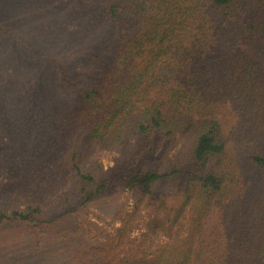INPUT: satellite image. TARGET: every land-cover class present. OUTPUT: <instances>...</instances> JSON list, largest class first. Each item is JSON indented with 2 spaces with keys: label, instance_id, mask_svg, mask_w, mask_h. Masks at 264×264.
Masks as SVG:
<instances>
[{
  "label": "trees",
  "instance_id": "obj_1",
  "mask_svg": "<svg viewBox=\"0 0 264 264\" xmlns=\"http://www.w3.org/2000/svg\"><path fill=\"white\" fill-rule=\"evenodd\" d=\"M14 1L0 0V226L58 230L126 188L119 224L66 264H264V0H40L73 42L32 67L10 37Z\"/></svg>",
  "mask_w": 264,
  "mask_h": 264
},
{
  "label": "rangeland",
  "instance_id": "obj_2",
  "mask_svg": "<svg viewBox=\"0 0 264 264\" xmlns=\"http://www.w3.org/2000/svg\"><path fill=\"white\" fill-rule=\"evenodd\" d=\"M39 1L40 0H15L13 2V19L10 20L8 18L9 24L14 29V31H11L12 36L10 37H13V39L18 42L19 49H24L27 52L29 51L31 67L37 63L36 60H41L40 64H42L43 61L40 58L44 59V57H47L49 54L56 55L55 58L57 60L61 59L67 42H73L72 38L64 37L65 34L62 36L57 31H52V26L47 23V18H45L51 6L47 4L42 5ZM54 3L61 4V1L53 0V4ZM70 5V3H67L64 7H70ZM52 7L54 8L55 6ZM40 8L41 10H37ZM42 27L45 29H42ZM66 28L72 31L76 29V24L71 21L66 24ZM1 33L3 34V32ZM1 37H3L5 41V34ZM73 47H76V45L74 44ZM33 51L38 54L41 53L43 56L39 57L34 55ZM248 52L249 49L244 44L238 43L235 53ZM47 65L49 68L55 66L54 63L48 64V62ZM12 71L13 69L7 70L4 68L2 71L4 75L3 79L5 80ZM32 72L38 74L39 70L33 68ZM32 74L34 75V73ZM44 78L48 79L44 76L42 78L43 81L46 80ZM64 94L66 95L64 89H60V92L57 93V97ZM159 95L160 89L154 90L149 99L153 100L159 97ZM54 96L56 95L54 94ZM3 140L4 138L1 134L0 142L2 143ZM118 155V148L106 149L99 153V158L103 162L104 168L107 169L115 164ZM41 164V158L36 159L31 165V172H37L39 165L42 166ZM6 180L7 171L0 168V183H6ZM122 202H124L127 207H132L133 199L129 191L126 190V188L112 189L85 208H80L77 213H73L72 215L77 218L76 221L74 219V224H70L71 217H66L65 220L59 223L58 230L49 228L43 229L38 225L33 226V224L30 223L19 222L11 223L7 227L0 226V264H5V262L2 261V257H7V255H13L12 257L15 258L16 264H27L29 262L30 264H66L67 258L64 256L74 255V247H78L79 240H82L84 243L89 241L88 237L98 231V226L112 229L114 225L119 224V222L111 221L110 212ZM46 211L47 209L44 210L41 215L48 217L47 214L49 213H46ZM79 221L82 222L79 227H73L77 225ZM91 221L96 222V224H93ZM61 230L67 231L68 235L60 233ZM52 231L55 233L52 234ZM65 244L69 245V247H65ZM2 248L6 249L2 251Z\"/></svg>",
  "mask_w": 264,
  "mask_h": 264
}]
</instances>
